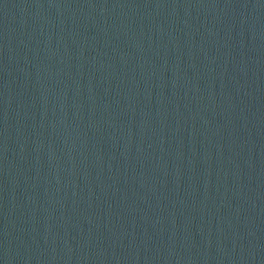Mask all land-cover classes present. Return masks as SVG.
Here are the masks:
<instances>
[{"label":"water","instance_id":"obj_1","mask_svg":"<svg viewBox=\"0 0 264 264\" xmlns=\"http://www.w3.org/2000/svg\"><path fill=\"white\" fill-rule=\"evenodd\" d=\"M0 264H264V0H0Z\"/></svg>","mask_w":264,"mask_h":264}]
</instances>
